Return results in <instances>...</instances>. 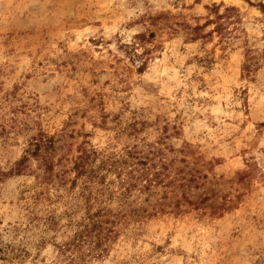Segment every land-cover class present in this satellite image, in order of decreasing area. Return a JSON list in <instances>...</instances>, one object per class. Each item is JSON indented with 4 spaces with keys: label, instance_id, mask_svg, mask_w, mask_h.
<instances>
[{
    "label": "rangeland",
    "instance_id": "obj_1",
    "mask_svg": "<svg viewBox=\"0 0 264 264\" xmlns=\"http://www.w3.org/2000/svg\"><path fill=\"white\" fill-rule=\"evenodd\" d=\"M259 3L0 0V264H264ZM39 130L51 168L14 170ZM81 147L148 169L61 252L118 195L76 172Z\"/></svg>",
    "mask_w": 264,
    "mask_h": 264
},
{
    "label": "trees",
    "instance_id": "obj_2",
    "mask_svg": "<svg viewBox=\"0 0 264 264\" xmlns=\"http://www.w3.org/2000/svg\"><path fill=\"white\" fill-rule=\"evenodd\" d=\"M258 6L264 13V4L259 3ZM229 8L234 9V7ZM31 139L32 140L28 141L25 148L26 154L24 153V155H22V157L16 162L14 170H24L26 162L31 156L36 157L37 159L42 161L41 164L42 166H44V169L46 171L49 170L51 168L49 155L53 150L51 136H48L43 131L39 130L36 134L33 135V137H31ZM78 151L79 152L75 157L73 165L76 172L78 174L82 172H89L90 177L95 179L97 183L103 180L104 174L101 170H105L114 174V179H112L111 181L117 184L116 187H118V195H115L114 190L111 188L107 189L106 192V189L103 191L99 189V194L103 196H96L95 200L99 199V202L104 201V203L102 205L98 204L97 209L92 213H89L88 220L90 221V227L88 226V224H86L84 228L78 232L77 237H74L70 242L64 244L63 246H60L59 248L61 252H65L67 249L72 250L73 247L79 246L82 237H91L93 234L94 236L99 238L101 232H109L111 226L107 225V227H105L104 223H113V217H116L122 208L119 207L117 212H113V210L106 205V202H110V200L115 199L116 197L121 200L120 202H125V200H127V194L131 192V189L134 186L140 183V179L146 176L145 172L148 169L147 166L144 168L139 167V164L142 163V161H140L139 159H130L131 154L134 151L131 149H128L124 151V153L119 155H101V152L93 147H81ZM146 181H149L150 184L151 179L146 178L144 182ZM149 184L142 183L141 187L147 188L149 187ZM69 262H73V259H71V257L69 258Z\"/></svg>",
    "mask_w": 264,
    "mask_h": 264
}]
</instances>
